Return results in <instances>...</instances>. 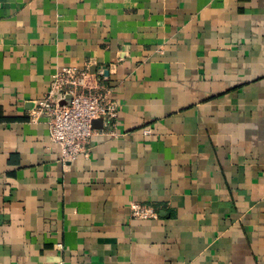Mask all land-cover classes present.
<instances>
[{
	"label": "crops",
	"instance_id": "crops-1",
	"mask_svg": "<svg viewBox=\"0 0 264 264\" xmlns=\"http://www.w3.org/2000/svg\"><path fill=\"white\" fill-rule=\"evenodd\" d=\"M66 67L117 136L64 163L29 113ZM0 264H264V0H0Z\"/></svg>",
	"mask_w": 264,
	"mask_h": 264
},
{
	"label": "built area",
	"instance_id": "built-area-1",
	"mask_svg": "<svg viewBox=\"0 0 264 264\" xmlns=\"http://www.w3.org/2000/svg\"><path fill=\"white\" fill-rule=\"evenodd\" d=\"M103 76V70L95 75L88 69L63 68L53 75L45 96L33 103L30 122L46 120L49 139L59 146L64 163L80 155L87 157L96 136H117V105L103 89ZM98 119L102 120V129L92 125ZM130 216L151 220L158 218V212L152 206L133 202Z\"/></svg>",
	"mask_w": 264,
	"mask_h": 264
},
{
	"label": "water",
	"instance_id": "water-1",
	"mask_svg": "<svg viewBox=\"0 0 264 264\" xmlns=\"http://www.w3.org/2000/svg\"><path fill=\"white\" fill-rule=\"evenodd\" d=\"M92 125L95 129H102V120L98 119L94 121Z\"/></svg>",
	"mask_w": 264,
	"mask_h": 264
}]
</instances>
